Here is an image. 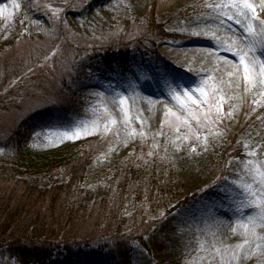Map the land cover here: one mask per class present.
Returning a JSON list of instances; mask_svg holds the SVG:
<instances>
[{
  "label": "rangeland",
  "instance_id": "obj_1",
  "mask_svg": "<svg viewBox=\"0 0 264 264\" xmlns=\"http://www.w3.org/2000/svg\"><path fill=\"white\" fill-rule=\"evenodd\" d=\"M249 2L264 19V0ZM230 4L0 0V159L19 131H29L37 151L67 142L87 151L83 192L49 210L0 176V206L13 204L0 230V264H18L3 244L25 233L24 220L40 223L33 238L54 240L45 264H116L114 232L129 233V264H264V219L244 191L259 193L264 208V77L257 62L264 36H249ZM154 21L168 37L154 38ZM155 40L157 55L131 50L124 71H107L98 57L102 48L125 51ZM233 52L246 55L251 82ZM67 97L79 101L71 122L45 126ZM138 170L156 178L131 175ZM61 173L22 178L42 190L66 182ZM67 215L73 218L63 226Z\"/></svg>",
  "mask_w": 264,
  "mask_h": 264
},
{
  "label": "trees",
  "instance_id": "obj_2",
  "mask_svg": "<svg viewBox=\"0 0 264 264\" xmlns=\"http://www.w3.org/2000/svg\"><path fill=\"white\" fill-rule=\"evenodd\" d=\"M153 23L154 25L151 28L155 33L154 38L161 39L169 36L160 24H158L156 21H154ZM156 40L151 42L149 46L144 47L141 46L142 44L137 45L138 43L132 42L133 45L127 47L125 51H122L119 45H116L115 47L102 48L101 50H99L98 57L101 59V62L107 71L110 72L113 66H117L120 71H124L128 64V53L131 50H144L146 52H152L157 55V52L155 50ZM0 53L2 52L0 51ZM171 73L172 72L169 71V74ZM78 102L79 101H76L74 97H67L66 101L64 102V107H62L61 109L58 108L57 111L52 114L53 118L50 119V121H48V119L45 121V126H51L55 124L63 125L71 122L73 117L72 115L74 113L76 114L77 112V106L79 105ZM78 117L79 116H77L75 119H77ZM27 126L31 129L32 123L28 122ZM29 141V131H19V133L17 134V139H14L13 141V146H10L9 153L4 154L0 159V176L23 185L21 194L24 196V198H27L31 202L35 203L39 202V200L41 199L42 202L45 203V210H49L50 208L55 206V203L57 201H59L60 204L61 199L66 198L70 194L72 197L79 196L80 193L84 190L82 182L84 181L83 172L86 163V161L84 162V160L86 159L87 153L86 149L82 147L83 145H81L79 142H74L72 144L67 142L56 150L50 152H41L33 149L29 145ZM209 155H211V152L209 153ZM55 171L62 172L61 175L64 174V176L62 177L66 178L67 181L55 184L50 188L42 190L35 188V186L32 187L31 185L26 184L23 181L25 179L22 178L24 174L25 176L28 175L40 178L49 177ZM141 173L146 174L147 176H149V178H156L153 170H138L135 173L131 172V175L138 174V178H141ZM151 182L153 183V181ZM65 186H67L68 189L63 191V188ZM58 193H60L62 196H56ZM2 204L4 205L0 206V213L2 215V217L0 218V230L5 228L7 229V227L5 226L7 220L4 217L7 214L6 212L8 210L10 211L13 206L12 203ZM62 207H67V204H63ZM22 208L24 207H19L18 210ZM66 211L71 212L72 209L66 208ZM72 218L73 217H71V215H67L66 218L61 219L60 222L63 226H67ZM13 220L14 226H18L19 228L20 220L17 219V217ZM24 221L28 223L26 229L24 230L25 233H23V235L19 236L18 238H13V240L11 241L9 238L7 241L4 240L5 238H3L2 241H5V244H3V246L6 247L8 255L16 260L18 264H45V262L52 256L51 245L54 244L52 243L54 242V240L52 239L51 241H47L45 240L47 238H45L44 241L33 238L35 236L32 237L31 233L35 232V229L40 225V223H36L33 220ZM114 233L109 235L111 236V240L114 243V248L109 249V252H111V254H116V259H114L116 264L117 260L124 261L125 259L127 260V262L122 264H129V233L120 234L117 232L116 235ZM29 243L31 244L29 245ZM63 243L65 251L63 256L65 260L69 261L68 254L71 250L66 245V241H63Z\"/></svg>",
  "mask_w": 264,
  "mask_h": 264
},
{
  "label": "snow or ice",
  "instance_id": "obj_3",
  "mask_svg": "<svg viewBox=\"0 0 264 264\" xmlns=\"http://www.w3.org/2000/svg\"><path fill=\"white\" fill-rule=\"evenodd\" d=\"M229 6L235 9V13L237 17L236 18L237 24L241 23V18H243L246 21L245 31L248 33L249 36H254V35L264 36V19L259 18V16L256 14L255 6L252 3H250L249 0H231V4ZM249 13H251L250 16H249ZM228 19L232 20L233 17L228 16ZM232 54L234 57L237 58V61H238L237 70H239V68L242 67L244 70V74H245L244 79L246 81L251 82L252 68L250 67L249 63L246 61V55L240 52H233ZM257 62L259 63V74L261 77H264V58L258 59ZM261 83H264V80H262ZM184 95L187 97L188 100H191L193 104L197 102L195 99H193L191 95L188 94V92H185ZM176 99L179 100V97H176ZM124 102H125L124 99L121 98L120 103L123 104ZM202 102L207 103L208 101L204 100ZM188 111L191 112V109H188ZM206 118H207V115H206ZM177 119H180V118L177 117ZM76 135L78 136L79 132H77ZM260 175L262 176V179L260 182L261 184H264V174H260ZM244 191L248 192L253 197V199L248 201L249 206L260 208L261 219H264V208H261V202L255 199V197L260 194L250 192L248 188H245ZM244 227L247 228V225H245ZM253 235H255V233H253ZM248 243H250L249 240L244 241V244H248ZM257 246L259 247V245ZM237 247L242 248L243 245H238ZM233 258L237 259L238 257L234 255Z\"/></svg>",
  "mask_w": 264,
  "mask_h": 264
},
{
  "label": "bare ground",
  "instance_id": "obj_4",
  "mask_svg": "<svg viewBox=\"0 0 264 264\" xmlns=\"http://www.w3.org/2000/svg\"><path fill=\"white\" fill-rule=\"evenodd\" d=\"M218 220L220 221V224L223 222L225 224L226 220L224 216H218Z\"/></svg>",
  "mask_w": 264,
  "mask_h": 264
}]
</instances>
